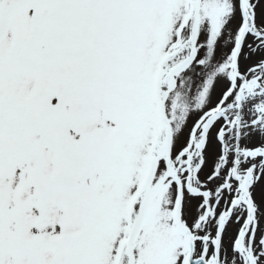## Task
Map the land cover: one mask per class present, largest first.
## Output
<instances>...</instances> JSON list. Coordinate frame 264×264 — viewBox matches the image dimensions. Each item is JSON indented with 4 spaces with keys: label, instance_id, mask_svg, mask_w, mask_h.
<instances>
[{
    "label": "snow or ice",
    "instance_id": "6c2138e0",
    "mask_svg": "<svg viewBox=\"0 0 264 264\" xmlns=\"http://www.w3.org/2000/svg\"><path fill=\"white\" fill-rule=\"evenodd\" d=\"M0 264H264V0H0Z\"/></svg>",
    "mask_w": 264,
    "mask_h": 264
},
{
    "label": "rangeland",
    "instance_id": "374dc122",
    "mask_svg": "<svg viewBox=\"0 0 264 264\" xmlns=\"http://www.w3.org/2000/svg\"><path fill=\"white\" fill-rule=\"evenodd\" d=\"M242 65H243V62H242ZM211 164V154L209 155V165ZM235 225H233L232 227H230V229H229V232L231 233L232 231H234V229H235Z\"/></svg>",
    "mask_w": 264,
    "mask_h": 264
}]
</instances>
